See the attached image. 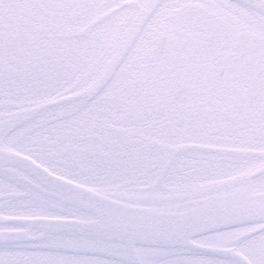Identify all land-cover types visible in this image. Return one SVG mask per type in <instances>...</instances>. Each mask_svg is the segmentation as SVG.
Returning a JSON list of instances; mask_svg holds the SVG:
<instances>
[{
    "label": "snow or ice",
    "instance_id": "snow-or-ice-1",
    "mask_svg": "<svg viewBox=\"0 0 264 264\" xmlns=\"http://www.w3.org/2000/svg\"><path fill=\"white\" fill-rule=\"evenodd\" d=\"M0 264H264V0H0Z\"/></svg>",
    "mask_w": 264,
    "mask_h": 264
}]
</instances>
